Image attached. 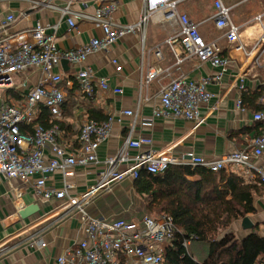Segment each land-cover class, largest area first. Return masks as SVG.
I'll return each mask as SVG.
<instances>
[{"label":"built area","instance_id":"1","mask_svg":"<svg viewBox=\"0 0 264 264\" xmlns=\"http://www.w3.org/2000/svg\"><path fill=\"white\" fill-rule=\"evenodd\" d=\"M72 1L69 0L68 4ZM211 1L214 7L211 20L215 28L222 31L220 37L211 41H205L198 32V26L178 11L182 0H143L138 22L127 26L113 23L116 4L107 0H95L98 7L92 15L73 13L66 6L60 11L67 15L68 29L78 33L76 20H79L89 22L101 31L100 38H91L70 50L58 49L54 35L46 34V26L40 22L23 31L6 33L10 25L24 18L23 12L16 16L7 15L0 23V178L6 182L30 184L39 202L52 199L59 202L56 210H61L64 215H78L85 235L82 241L56 257L54 264H162L165 249L171 245L177 232L171 216L162 214L152 218L142 215L132 221L107 220L90 217L86 211L95 199L111 193L116 185L137 179L141 170L156 175L164 173L172 165L200 166L211 172L240 167L264 183L262 170L254 164L264 156V113L257 112L253 114L252 121L261 123L262 128L250 144L214 160L189 153L188 160L183 162L169 151L153 150L149 138L132 139L128 135L116 155L103 162L104 169L98 173L96 183L83 193L69 194L76 186L67 179L74 176L75 170L98 163L97 149L109 137L112 117L108 115L101 122L86 117L79 127L75 147V140L72 144L60 126L64 121L62 109L66 89L71 90L76 84L77 93L87 98L94 97L97 90L122 94V89L110 88L106 79L95 77L85 64L88 56L108 51L118 39L142 30L155 16L162 21L176 22L178 34L164 42L173 53L175 64L194 59L197 63L209 64L218 72L212 77L192 81L183 76L171 79L158 93L159 107L153 110L152 118L183 119L193 123L194 127L200 126L204 119L199 115V107L208 104L213 97L207 87L219 83L227 69L228 59L222 57L224 49L230 47L234 52L245 53L240 41V28L230 19V8L221 0ZM31 7L57 9L51 0L34 1ZM260 18L257 16L255 20L259 22ZM174 43L179 44V53L172 47ZM263 43L264 29L255 48ZM155 49V56L161 58V51L157 47ZM63 64L75 65L77 69L69 77L56 72ZM255 65L259 67L257 61ZM121 69L120 65L115 66L116 73ZM31 75L38 76L35 83H31ZM244 77H238V90L242 92L245 91ZM155 78L156 73H148L144 85ZM12 93H19L20 97H13ZM263 100L259 99L260 102ZM40 107L49 113L47 125L38 122ZM236 108L242 109L240 99ZM121 115L135 119L137 114L124 110ZM149 123L145 121L144 124ZM29 126L30 132L24 130ZM129 150H136L138 154L131 164L121 168L130 161ZM48 152L50 156H47ZM55 173L61 174L62 187H46L47 177ZM25 243L39 249L45 247L40 232L29 235ZM188 245L187 241L183 243L185 248Z\"/></svg>","mask_w":264,"mask_h":264},{"label":"crops","instance_id":"2","mask_svg":"<svg viewBox=\"0 0 264 264\" xmlns=\"http://www.w3.org/2000/svg\"><path fill=\"white\" fill-rule=\"evenodd\" d=\"M34 1L38 0H0V23L7 15L24 14V18L10 25L6 33L23 31L40 22L46 26V34L54 35L60 50H70L87 43L91 38L101 37L100 29L85 21L76 20L78 33L68 29L67 15H62L60 11L68 6L73 13L92 15L98 7L95 0H73L70 4L69 0H51L57 8L54 10L32 8ZM107 1L116 4L112 14V21L116 25H134L141 17L143 0ZM221 1L230 8L232 23L240 28V41L245 53L234 52L230 47L224 49L222 57L228 59L227 69L219 83L207 87L213 97L208 104L199 107V115L204 119L200 126L194 127L193 123L183 119L152 118L153 110L159 107L158 93L171 79L183 76L192 81L212 77L218 72L209 64L197 63L194 59L175 64L173 53L164 42L178 34L176 22L162 21L155 16L142 30L118 39L108 51L88 56L85 64L92 69L95 77L106 79L110 88L122 89V94L96 91L92 107L104 115H111L112 126L107 141L97 149L98 163L84 169L77 168L74 176L67 179V182L76 186L69 191L70 195L83 193L96 183L98 173L104 169L103 162L116 155L128 135L132 139L149 138L153 150L169 151L186 162L189 153L205 160H214L243 149L260 132L262 124L252 121V110L245 104L241 110L237 109L236 102L242 100L244 93L264 87V43L255 48L264 29V0ZM177 9L198 26V32L205 41L221 36L222 31L217 30L211 20L214 14L211 0H182ZM257 16L261 17L259 22L255 20ZM156 47L161 51V58L154 54ZM172 47L176 53L181 51L178 43ZM256 61L259 67L255 65ZM116 65L122 67L121 72H115ZM60 68L56 72L68 77L77 69L75 65L68 64ZM148 73H156V78L144 85ZM241 75H245L244 92L238 90V77ZM37 79V75L30 77L31 83ZM260 98L264 99V95ZM77 100L69 116L62 115L63 123L69 127L72 144L78 136L81 123L88 117L83 105L88 98L79 95ZM258 102L264 104V100ZM124 110L134 111L136 118L121 115ZM145 121L150 123L144 124ZM73 132H76V136L72 135ZM137 154L136 150H129L130 161L121 168L131 164ZM47 156H50L49 152ZM254 164L264 174V156ZM224 170L238 175L245 183H255L259 189L258 194L253 196L254 212L245 216L250 220L251 228L243 227L244 217L234 221L224 235L231 233L238 241L252 232L264 237V183L240 167ZM62 184L60 173L49 175L46 179V187L59 189ZM135 196L140 200L139 205H142L143 198L136 195L133 181L125 180L116 185L111 193L95 199L86 211L94 218L137 220L142 212L139 209L134 211ZM34 204L38 205V212L22 220L19 213ZM58 206L59 202L54 199L37 201L30 184L6 182L0 178V264H54L56 257L82 241L85 235L78 215L61 214V210H56ZM38 232L43 235L45 247L39 249L26 245L27 237Z\"/></svg>","mask_w":264,"mask_h":264},{"label":"trees","instance_id":"3","mask_svg":"<svg viewBox=\"0 0 264 264\" xmlns=\"http://www.w3.org/2000/svg\"><path fill=\"white\" fill-rule=\"evenodd\" d=\"M77 91V86L66 89L63 116H69L77 103ZM263 95L262 86L244 93L242 105L253 113H264V104L258 102ZM12 96L19 98L20 94L12 93ZM94 97L84 100L85 113L89 119L104 121L108 115L92 107ZM40 108L38 122L47 125L49 113ZM60 126L66 138L71 139L67 124ZM24 130L30 132L31 126ZM72 135L76 136V132ZM133 189L136 195L146 199L147 212L171 216L177 229L171 245L165 249L162 264H264V237L257 233L252 232L240 241L231 233L218 239L220 232L234 221L254 212L253 196L259 191L255 183H245L225 170L211 172L200 166L172 165L156 175L141 170L133 181ZM185 241L188 248L183 246ZM194 243L207 246V256L202 261H195L189 253V246Z\"/></svg>","mask_w":264,"mask_h":264},{"label":"rangeland","instance_id":"4","mask_svg":"<svg viewBox=\"0 0 264 264\" xmlns=\"http://www.w3.org/2000/svg\"><path fill=\"white\" fill-rule=\"evenodd\" d=\"M139 201L140 200L135 196L134 211L139 209V211L142 212V215H147V216H150L152 218H157L161 215V214H157L155 212H147L146 211V209H145L146 199H144V198L142 199V205H139V203H140ZM224 232L225 231L220 232V234L218 235V239L224 236ZM207 251H208V249H207V246L205 244L194 243L191 246H189V253L194 258L195 261H202L203 259H205L207 256Z\"/></svg>","mask_w":264,"mask_h":264},{"label":"water","instance_id":"5","mask_svg":"<svg viewBox=\"0 0 264 264\" xmlns=\"http://www.w3.org/2000/svg\"><path fill=\"white\" fill-rule=\"evenodd\" d=\"M38 205L34 204V205H30L27 208L23 209L20 213L19 216L22 220H26L28 218H30L31 216H33L34 214H36L38 212ZM242 225L245 228H251L252 224L250 223V220L248 218H244L242 220Z\"/></svg>","mask_w":264,"mask_h":264}]
</instances>
